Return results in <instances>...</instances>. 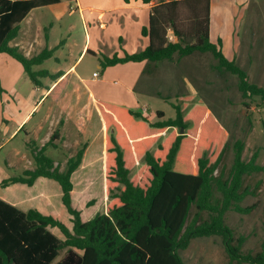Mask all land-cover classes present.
Returning a JSON list of instances; mask_svg holds the SVG:
<instances>
[{
    "label": "trees",
    "instance_id": "1",
    "mask_svg": "<svg viewBox=\"0 0 264 264\" xmlns=\"http://www.w3.org/2000/svg\"><path fill=\"white\" fill-rule=\"evenodd\" d=\"M61 1L0 0V54L20 62L35 85H41V78L57 80L63 75L34 70L53 57L55 49L45 48L30 58L11 42L33 9ZM142 2L152 4L149 25L142 29L148 46L133 54L104 56L102 67L211 53L219 71L238 76L244 98L260 97L264 103V88L251 83L247 71L224 55L221 40L211 42V0ZM195 100V95L179 98L181 104L174 105L176 118L165 120V113L158 111L160 119L155 122L143 109L95 100L110 131L105 135L104 170L109 201L105 213L88 221L72 204V177L82 164L85 148L61 169L46 153L60 139L59 130L43 147L31 145L35 168L5 178L1 185L32 187L41 177L57 182L73 229L52 215L38 209L24 211L0 197V264H185L181 252L194 239L211 236L222 238L231 261L264 264V238L261 251L245 253L246 237L236 238L226 222L229 211L254 210L255 205L242 203L256 195L261 181L252 188L245 185V177L263 172L264 167L257 163V153L245 161V143L237 140L229 174L219 172L230 133L204 101ZM52 228L59 229L64 239ZM64 250L65 256L56 262Z\"/></svg>",
    "mask_w": 264,
    "mask_h": 264
},
{
    "label": "rangeland",
    "instance_id": "2",
    "mask_svg": "<svg viewBox=\"0 0 264 264\" xmlns=\"http://www.w3.org/2000/svg\"><path fill=\"white\" fill-rule=\"evenodd\" d=\"M211 4V42L217 44L218 40H221L224 55L229 60L236 59L237 64L247 71L249 81L264 88V0H211ZM70 5L76 11L73 17L76 28L70 36V41L76 42L77 47L72 53L69 52L70 59L65 65L68 66L79 59V54L86 43L87 34H90L94 52L86 54L79 62V70L83 71L85 76L90 79L93 72H97L99 80H103L105 68L101 66V59L104 56L111 57L116 52L121 54L123 52H120L118 43L106 41L105 34L109 35V31L105 33V30H101L99 26L91 25L90 20L85 21L84 25L76 3L70 1ZM57 13L58 9L51 6L36 8L31 15L33 21L23 22L21 29L25 30L30 27V23L35 26L41 21L47 27V31H50L49 29L53 26L52 33L47 34L51 44L69 39L57 24ZM65 23H60V26ZM113 31L112 33H114ZM46 33L42 31L43 35ZM179 60L180 58L176 57L173 62H179ZM189 60L177 63L175 68L172 67L176 76L171 82L166 83L162 73L168 74V64L170 67L172 64L168 63L169 60L160 62L161 65L154 75L156 80L152 82V85L158 88L166 85L168 88L162 89L161 97L148 99L134 98V95L126 91L127 80L123 78L121 67H117L118 69H114L117 71L112 72L107 78L108 81L103 84V89L108 94L103 99L118 104L128 103L130 107L145 109L148 118L152 117L153 120H159L157 112L163 111L166 120L176 118L177 112L174 105L181 104L179 98L195 95V101H204L230 133L229 145L225 149L219 172L223 171L226 175L229 174L234 159L233 148L237 140H242L245 143L244 160L249 161L257 153V163L264 167V103L262 99L260 97L244 98L238 87V76L219 71L216 68L217 61L211 53L196 59L192 57ZM54 66L55 61L51 59L42 68L52 69ZM4 69L6 68H0V125L3 114L6 119L10 120V123L5 131L0 130V143L12 131L14 121L17 122V120H12L13 116L10 113V108L13 109L12 106H9L12 99H9V102L6 100L4 105L1 104L2 94L5 96L15 81L14 75L5 74ZM24 81L23 79L19 81L17 88L21 90L23 96H27L32 90V84L31 81H27V84ZM132 93L135 94L134 91ZM57 95L59 98L55 100ZM75 103H77V112L74 116H70V97L63 94L60 87L53 96L47 99L32 122L26 125V129L40 122L46 109L53 104L56 111L53 112L52 119H56V122H49L45 127L44 136H47L48 133L52 134L55 130L60 131V137L64 135L62 140L55 141L57 149L50 146L47 151L56 164L64 169L69 158L75 156L80 149L85 148L86 150L90 145L92 146L84 167L80 168L72 177L74 184L73 207L81 212L84 221H88L98 213H105L109 201L104 177V144L105 135L106 133L110 134V131L105 129L95 104L88 102L82 92L78 94L77 99L72 100L73 106ZM19 104L23 113L30 108L23 100ZM66 120L67 124H65ZM44 136L43 134L37 136L38 146L44 144ZM31 139L27 138L26 131L22 130L12 143L6 144L0 151V197L8 201V197L14 195L29 200L35 193H45L48 195L47 197L44 199L34 197L35 200L31 201L33 205L28 202L26 208L40 206L45 213L61 220L72 230V216L62 202V190L57 182L46 178L42 179L46 181L40 182V179L32 189L27 187L26 190L21 184L11 188H3L1 185L3 179L20 176L26 169L35 168L34 154L31 144L28 143ZM14 151L19 152V155H14ZM14 162H17L15 167L7 166ZM259 181H261V185L256 195L248 196L242 203L243 207L255 205L254 210L249 214L229 211L226 216V222L234 230L236 238L246 237L243 246L245 253L261 251L264 238V171L245 177V185L252 188ZM18 207L24 209L23 206ZM204 217L208 218V214L204 213ZM51 230L58 237L64 239L59 229L52 228ZM65 254L66 250L62 251L56 262L61 260ZM181 255L185 264H239L230 260L222 238L218 236L194 239L188 249L181 252Z\"/></svg>",
    "mask_w": 264,
    "mask_h": 264
},
{
    "label": "crops",
    "instance_id": "3",
    "mask_svg": "<svg viewBox=\"0 0 264 264\" xmlns=\"http://www.w3.org/2000/svg\"><path fill=\"white\" fill-rule=\"evenodd\" d=\"M70 1L71 2L74 1L76 3L77 9L79 11L81 19L83 20L84 25L86 24L85 21L90 20L91 25L94 24V26L96 25L99 26L101 30H105V33L109 31V35L105 34L107 38L106 41L109 40L113 43H118L120 52H123L122 54L118 52H116L115 54H119V55L121 54L120 56H124L126 53L129 54L137 53L144 50L149 44L148 38L142 35V29L143 27L149 25L152 4H144L142 0H129L128 2H126L125 0H63L60 3L47 5L58 9V13L56 17L57 24H59L60 29L63 30L68 35L69 39L61 40L60 42L51 44L49 35L53 31V26H51V28L49 29L50 31H47V27H45V25H43V23L40 21L35 26H32V24L30 23V27L26 28L25 30L21 29L18 38L12 41L11 45L19 46L20 49L23 51V53L30 58L38 55L45 48L55 49L53 57L46 60L43 64L35 66L34 70L35 71L48 70L50 74H57L60 72L63 75L57 80H53L51 77L41 78L40 79L41 85H35L30 79L29 75L26 73L24 67L20 62H18L16 59L12 58L8 54H0V68L1 69L6 68L3 70L4 73L7 75L9 74L14 75L15 77V81L9 87V91L6 93V95L4 96L2 94L1 104L4 105L6 100L9 102V99H12V102L9 103V106L13 107V109L10 108V113L11 116H13L12 120L13 121L17 120V122L14 121L15 124L10 134L5 139H2L1 141L2 143H0V151L4 148L6 144L12 143L18 137V135L22 130L26 131L27 138L29 137L30 139L32 138L31 141L28 143L34 147L41 148L50 140L52 134L56 130L52 134L48 133L47 136H44V133H45V127H47L49 122L51 123L53 121L56 122V119L55 120L52 119V114L53 112L56 111L54 108L55 106L53 104L46 109L40 122L31 125L29 129H26L27 127L26 125L32 122L35 115L42 108V106L47 101V99L53 96L60 87L62 88L63 94H66L67 97H70L71 100L70 114H69L70 116H74L77 112L76 110L77 103H75V105L73 106L72 100L77 99L78 94H80V92H82L83 96L88 100V102L93 104H95L96 99L110 103H115L113 101H109L108 99H103L106 98L104 96L106 95L108 96L107 91L103 89V84H105L108 81L107 78L112 72L115 73L114 71H117L114 70V69H118L117 67H121L120 69H122L121 73L123 75V78L127 80L126 91L134 95V98L148 99L154 97H161L160 95L162 89L168 88L166 85H164V87L162 88H158L157 86L152 85V82L156 80L154 78V75L156 74L157 69L161 65L160 62L163 61L157 63H150L147 61L128 62L124 64H118L115 66L106 67L103 71V76H105L103 80H99V74L97 72H93V76L91 79L86 77L85 73L79 70L78 64L86 56V54L90 52H94L92 50V37L90 36V34H87L86 43L79 54V59L75 63H72L68 66L65 65L67 63V60L70 59L69 52L72 53L74 50H76L77 47L76 42L70 41V36L72 35L73 31L76 28L75 24L73 23L74 21L73 17L75 16L74 14L76 13V11H74L72 6L70 5ZM68 8H69V12H68ZM211 9H212V4H211ZM33 10L30 12L28 17L23 22L33 21L31 19ZM62 22H66V23L60 26V23ZM42 31H45L47 33L43 35ZM112 31L114 33H112ZM210 35H212V24H211ZM98 42L100 44V41ZM206 54L207 53L196 52L192 55L180 58L179 62L169 61L168 63H171L172 66L170 67V64H168L169 65V69L167 70L168 74H166V72L162 73L163 78L165 79L164 80L165 83L171 82L172 79L175 78L176 72L173 68L177 67L178 64L190 61L189 59L192 57H195L196 59ZM51 59L55 61L54 68L52 69L42 68L44 64ZM95 73H97L98 76H94ZM22 79L25 80L24 82L26 84L27 81L28 82L31 81L32 84V90L30 93L27 94V96H23L21 94V90H18L17 88L18 87L17 83ZM133 91L135 94L132 93ZM115 95L117 94L115 93ZM35 97L36 100H34ZM58 98L59 97L57 95L55 100H58ZM21 100H23L25 103H27V105L30 106L28 110H25V113H23L22 108L19 107L20 105L19 103L21 102ZM119 105H124L134 111L139 110L137 107L136 108L130 107L128 103H119ZM143 110L146 111L145 109ZM67 120L65 121V124L68 123ZM149 120L150 122L156 121L153 120L152 117L151 118L149 117ZM9 123L10 120L6 119V117H4L3 114L0 130L5 131ZM41 134H43L44 136L43 139L44 144L38 146L37 136ZM63 138L64 135H62V137H60L59 140H62ZM54 144L55 146L52 147H54V149H57L58 146L56 145V143ZM91 147L92 146L90 145L85 150L84 158L79 169L80 168L82 169L84 167L85 162L88 160V155L90 153ZM14 153H15L14 155H19V152L14 151ZM11 164L12 165L8 164L7 166L9 168H13L15 167V164H17V162ZM29 169H34V168H29ZM42 179L44 178L41 177L38 180H40V182L46 181ZM38 180L35 182V184L32 187H29L24 184L21 185H24L23 186L24 190L28 189L27 187L32 189L36 185ZM19 184L20 183L14 184L7 188L15 187L16 185ZM47 196L48 195L45 193L41 194L38 192L35 193V195H32L31 199L27 200L24 199L23 197H16L12 195L8 197V202L17 207L23 206L24 208L23 210L25 211H28L30 209H38L42 213L47 214L40 206H36V207L31 206L29 208H26L28 202L30 205H33L32 204L33 202L31 201L35 200L34 197L35 198L42 197L44 199Z\"/></svg>",
    "mask_w": 264,
    "mask_h": 264
},
{
    "label": "built area",
    "instance_id": "4",
    "mask_svg": "<svg viewBox=\"0 0 264 264\" xmlns=\"http://www.w3.org/2000/svg\"><path fill=\"white\" fill-rule=\"evenodd\" d=\"M94 76H98V74H97V73H95V74H94Z\"/></svg>",
    "mask_w": 264,
    "mask_h": 264
},
{
    "label": "water",
    "instance_id": "5",
    "mask_svg": "<svg viewBox=\"0 0 264 264\" xmlns=\"http://www.w3.org/2000/svg\"><path fill=\"white\" fill-rule=\"evenodd\" d=\"M99 114H100V113H99ZM100 117H101V115H100ZM101 119H102V118H101ZM183 131H184V130L182 129V133H183Z\"/></svg>",
    "mask_w": 264,
    "mask_h": 264
}]
</instances>
